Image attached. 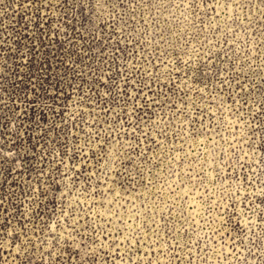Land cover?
<instances>
[{"label": "rangeland", "instance_id": "1", "mask_svg": "<svg viewBox=\"0 0 264 264\" xmlns=\"http://www.w3.org/2000/svg\"><path fill=\"white\" fill-rule=\"evenodd\" d=\"M0 264H264V0H0Z\"/></svg>", "mask_w": 264, "mask_h": 264}]
</instances>
